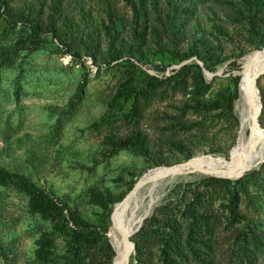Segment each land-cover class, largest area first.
<instances>
[{
    "label": "rangeland",
    "instance_id": "obj_1",
    "mask_svg": "<svg viewBox=\"0 0 264 264\" xmlns=\"http://www.w3.org/2000/svg\"><path fill=\"white\" fill-rule=\"evenodd\" d=\"M131 1L137 17L126 0H0V165L52 190L94 224L103 222L99 202L106 203L110 222L105 238L91 244L55 235L44 261L36 240L39 226L51 230L49 223L30 214L23 192L0 185V264H112L114 206L146 171L198 154L228 156L236 142L238 118L222 92L237 90L232 78L245 69L241 58L264 48V3ZM175 6L170 23L165 15ZM194 44L200 55L182 60ZM234 59L238 71L230 69ZM132 63L160 83L151 95L112 102ZM193 64L202 67L206 89L191 73L177 75ZM83 72L84 95L69 108ZM139 78L144 85V74ZM256 85L264 127V74ZM110 137L141 151L111 152ZM245 172L189 174L169 184L130 236L137 263L264 264V158ZM127 263L134 264L132 249Z\"/></svg>",
    "mask_w": 264,
    "mask_h": 264
},
{
    "label": "bare ground",
    "instance_id": "obj_2",
    "mask_svg": "<svg viewBox=\"0 0 264 264\" xmlns=\"http://www.w3.org/2000/svg\"><path fill=\"white\" fill-rule=\"evenodd\" d=\"M241 63L245 64V69L240 73L237 97L233 101L239 124L238 138L228 156L198 154L175 165H159L146 171L126 197L114 206L111 219L114 240L112 264H128L127 257L132 249L130 236L165 196L169 184L180 178L186 179L189 174L198 177L239 174L263 160L264 145L256 124L262 104L258 105L255 94H259L257 79L264 74V48L247 53L241 58Z\"/></svg>",
    "mask_w": 264,
    "mask_h": 264
},
{
    "label": "trees",
    "instance_id": "obj_3",
    "mask_svg": "<svg viewBox=\"0 0 264 264\" xmlns=\"http://www.w3.org/2000/svg\"><path fill=\"white\" fill-rule=\"evenodd\" d=\"M246 1H249V0H246ZM126 2L135 11V16L137 17L138 15L137 6L131 0H126ZM258 2L259 4H261V3H264V0H261V1L258 0ZM250 4L253 7L252 8L253 11L256 12L258 10V5L253 4V2L251 1H250ZM155 5L156 4L154 3L153 6ZM172 10H170L165 15L166 18L168 19V22L170 23H172L173 19L176 17L174 15L176 13V10H178V7L175 6V10L173 11ZM188 10H189V5L187 4L184 7V9L180 11L181 14L179 15V17H181L183 13L187 14ZM47 26L49 29H53L51 31H54V26L52 23L47 24ZM135 32H137L136 29H135ZM199 55H200L199 49L197 48L195 44L189 48V51L179 54L182 60L191 58L193 56H199ZM212 57H213V53L209 52L208 57L202 60L203 63L206 65V63L209 62L210 59H212ZM218 62H219V59L218 57H216V59L212 60L210 63L212 67L209 65L205 67L209 70H213ZM236 62L237 60L235 59L231 61L230 69L237 70V71L240 69V64ZM190 73L199 89L201 87L205 89L207 88L208 85L204 80L201 66L197 64L188 65V66L181 67L177 71V75L180 78H184L186 75ZM141 74H144V78L146 79V82L144 85H141L139 82V79H140L139 77ZM239 77L240 76L238 74L233 76L232 80H233L234 87H237ZM87 80H88L87 73L83 72L81 74L80 80L76 86L74 93L71 95V97L69 98L67 102L69 108H72L83 97L84 89L87 84ZM159 83L160 81L156 77L146 74L137 65L132 63L129 65L128 76L117 87L114 97L112 98V102H115L121 98L126 99L132 96L135 97L138 95H144V96L151 95L155 91L156 86ZM18 95H19V92L16 89L17 98H18ZM236 97H237L236 88L233 91H231L230 88L227 87L222 92V99H223L225 108L229 113H231L232 102ZM261 112H262V109H261ZM109 141L111 144V150H110L111 152H116L118 149H122V148L134 149L137 152L141 151L139 148H137L136 146H132L131 143L125 140H120V139H115L113 137H110ZM262 165L263 164L261 163L259 168ZM255 171L256 170L254 169L250 172H245L242 175V178H248L250 175L251 177H253L254 174L256 173ZM221 179H225V178L209 177L207 178L206 181L221 180ZM0 185L2 186L11 185L17 188L19 191L23 192V194L27 197L28 211L30 212V214L38 215L41 220L49 223L51 230H48L47 228L43 226H39L40 235L38 239L36 240L37 241L36 255L42 260L46 261L51 256V253H52L51 249L53 247L55 235L64 237L66 239L65 241L69 243L70 242H82L84 244H91V243L97 242L100 239L103 240V238H105V235H106L109 223H110L109 219L107 221L106 203L99 202L103 207V212H102L103 222L97 225L89 221L87 218H85L78 209H76L75 207H72L64 198L59 197L52 190L45 188L43 185L31 179L24 173L14 172L0 165ZM111 204L108 207V211H107L108 216L110 213ZM140 229H142V227H140ZM104 242L107 244L106 246L108 248V253H110L108 254V257L110 259L112 253H111V247H110L109 241L107 239ZM135 250H136L137 262L140 263V260L138 257L139 248L136 246Z\"/></svg>",
    "mask_w": 264,
    "mask_h": 264
},
{
    "label": "water",
    "instance_id": "obj_4",
    "mask_svg": "<svg viewBox=\"0 0 264 264\" xmlns=\"http://www.w3.org/2000/svg\"><path fill=\"white\" fill-rule=\"evenodd\" d=\"M256 92H257V89H256ZM255 95L257 97L256 101L258 102V105L261 106L262 101L260 100L261 99L260 93L259 94L256 93ZM256 124H257L258 130L260 131V134L262 136L261 140H262V143L264 145V127L261 125L259 120H256ZM131 244H132V260H133V263L138 264L137 259L135 257V246H134L133 241H131Z\"/></svg>",
    "mask_w": 264,
    "mask_h": 264
}]
</instances>
